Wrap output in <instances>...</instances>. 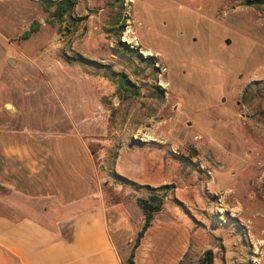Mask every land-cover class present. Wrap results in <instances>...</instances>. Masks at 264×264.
I'll return each mask as SVG.
<instances>
[{
	"label": "rangeland",
	"instance_id": "374dc122",
	"mask_svg": "<svg viewBox=\"0 0 264 264\" xmlns=\"http://www.w3.org/2000/svg\"><path fill=\"white\" fill-rule=\"evenodd\" d=\"M63 1L0 0V127L82 132L113 200L167 185L183 264H264V0Z\"/></svg>",
	"mask_w": 264,
	"mask_h": 264
},
{
	"label": "crops",
	"instance_id": "0c3cea01",
	"mask_svg": "<svg viewBox=\"0 0 264 264\" xmlns=\"http://www.w3.org/2000/svg\"><path fill=\"white\" fill-rule=\"evenodd\" d=\"M100 172L82 132L0 127V264H129L143 210L107 195ZM164 212L134 264H183L191 252L189 228Z\"/></svg>",
	"mask_w": 264,
	"mask_h": 264
},
{
	"label": "trees",
	"instance_id": "16d2710c",
	"mask_svg": "<svg viewBox=\"0 0 264 264\" xmlns=\"http://www.w3.org/2000/svg\"><path fill=\"white\" fill-rule=\"evenodd\" d=\"M72 5H73L72 0L63 1L58 8V15L61 16L65 13H67ZM35 31H37V27H33L30 31L26 32L24 35L25 39H28L33 34V32H35ZM122 180L126 184H129L130 186H132V188H135V189L140 188V186H138L136 183H134L132 181H129L128 179L122 178ZM145 188H147L150 191V195L148 196V198H146V199L138 198L137 199L138 205L143 210L145 222H144V225H143L142 229L139 231L138 236L135 240V244L133 247L131 258L129 260V264H134L133 258L135 256L136 249L140 246L141 240L143 239L145 233L151 227L155 215L163 209L164 198L166 197V195H161V193H159V192H161L163 190L167 191L168 186L165 185V186L160 187V188H151V187H145Z\"/></svg>",
	"mask_w": 264,
	"mask_h": 264
},
{
	"label": "water",
	"instance_id": "95a60500",
	"mask_svg": "<svg viewBox=\"0 0 264 264\" xmlns=\"http://www.w3.org/2000/svg\"><path fill=\"white\" fill-rule=\"evenodd\" d=\"M230 44H231V41L227 40V45H230ZM11 63H12V65H14L15 62L11 60Z\"/></svg>",
	"mask_w": 264,
	"mask_h": 264
},
{
	"label": "bare ground",
	"instance_id": "6f19581e",
	"mask_svg": "<svg viewBox=\"0 0 264 264\" xmlns=\"http://www.w3.org/2000/svg\"><path fill=\"white\" fill-rule=\"evenodd\" d=\"M149 55H151V54L149 53Z\"/></svg>",
	"mask_w": 264,
	"mask_h": 264
}]
</instances>
